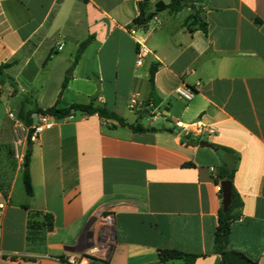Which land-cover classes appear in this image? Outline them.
I'll use <instances>...</instances> for the list:
<instances>
[{"label": "crops", "instance_id": "1", "mask_svg": "<svg viewBox=\"0 0 264 264\" xmlns=\"http://www.w3.org/2000/svg\"><path fill=\"white\" fill-rule=\"evenodd\" d=\"M161 1L168 4L150 0L154 17L132 36L141 13L132 0H0V196L8 203L0 264H67L62 257L103 238L108 214L115 218L113 245L84 264H163L165 249L215 264L221 157L174 130L176 120L199 119L218 130L206 142L240 156L234 186L243 208L230 249L264 264V0H195L175 14L159 9ZM139 42L151 51L141 66ZM155 64L157 107L147 105ZM181 86L196 91L191 101L175 95ZM132 98L140 103L134 110ZM92 102L160 131L134 133L81 112L53 118L54 127L29 144L34 194L27 195L9 112L35 123L36 107ZM156 110L164 117L153 121ZM46 214L54 217L52 232Z\"/></svg>", "mask_w": 264, "mask_h": 264}, {"label": "trees", "instance_id": "2", "mask_svg": "<svg viewBox=\"0 0 264 264\" xmlns=\"http://www.w3.org/2000/svg\"><path fill=\"white\" fill-rule=\"evenodd\" d=\"M150 0H146L144 3L140 5V16L134 21L137 25H147L154 17L153 13H148V6ZM195 0H168V4H164L163 2L157 3V7L159 9L166 8L170 13H179L183 8L189 7L190 5H194ZM192 18H197L196 13L193 14ZM203 30L206 31V28L203 27ZM93 37L87 39L83 43L80 44L77 50L76 63L80 59L81 55L84 53L85 49L92 43ZM3 68L0 67V75L2 74ZM158 71V65L155 64L150 68V100L147 102V105L150 104L154 107L159 105L158 97L155 90V76ZM77 112H81L83 114L92 116L98 115L101 119L105 121H114L117 122L119 126L127 128L134 133H146V132H158L160 130L155 128H144L139 122L136 124H129L125 121L124 118L117 115L115 112L109 110L105 106H95L92 102L89 105H81L74 104L69 108H59L58 104L47 108L40 109L35 108L33 113L42 114L52 116L58 119H64L75 115ZM20 117L26 121L27 124H33V118L30 116H23L22 112H20ZM199 144V143H197ZM213 149L216 153H218L221 157L222 164L217 172L215 183L216 185H220L222 182L230 181L232 184V200L229 206L228 211L223 210V197L222 192H220V197L222 200V207L218 213V227L215 232L214 239V254L218 256V259L215 264H258L257 261H254L247 257L244 253L230 249V234L232 225L235 221L239 220L242 217V208L243 201L239 193L237 192L234 186V178L238 170V165L240 162V156L234 150L222 147L219 145H213ZM32 148H28L26 150L25 155V167L29 168L31 164L32 158ZM185 166H193L192 164H186ZM24 188L26 194L29 196H33L34 189L32 185V179L29 171L24 173ZM44 225L45 228L52 232L54 230V217L51 214H46L44 216ZM30 229H37L38 224L35 222L31 223ZM204 257V255H195V254H187L178 250H160L159 251V259L163 264H166L169 261L182 260L186 264H194L199 258ZM63 260V258H61Z\"/></svg>", "mask_w": 264, "mask_h": 264}, {"label": "built area", "instance_id": "3", "mask_svg": "<svg viewBox=\"0 0 264 264\" xmlns=\"http://www.w3.org/2000/svg\"><path fill=\"white\" fill-rule=\"evenodd\" d=\"M137 6H140L146 0H132ZM134 28L130 30L132 36H136L138 29L143 28L141 25L134 24ZM63 44H60L58 50L63 49ZM151 54L149 48L144 45V43L139 42L137 49V64L141 66L143 64L144 58ZM175 95L185 101H191L195 95L196 91L190 89L186 86H181L175 90ZM132 110L138 108L140 103L137 98H132L129 104ZM9 118L14 123L15 128V142L13 145L15 157L20 160H25V155L23 152H20L21 148H26L29 144H35L39 142L40 136L47 130H51L54 127V122L52 116L37 114L36 122L29 125L21 117H19L16 112H9ZM72 117V116H71ZM164 117L161 112L156 110L152 120L156 121L158 118ZM69 118V117H68ZM174 130L181 136L189 140H195L198 142L207 141L210 138H213L217 135L218 130L215 125L207 124L201 119L195 120L192 122H185L182 120H176L174 122ZM212 172H215L214 168H211ZM218 190L221 191V186H218ZM8 203L5 199L0 196V220L2 214L6 209ZM104 224L107 229L106 234L103 238L96 244L89 246L81 251L68 254L63 258V261L67 264H84L85 262L105 257L113 245V237L115 234V218L112 214L104 216Z\"/></svg>", "mask_w": 264, "mask_h": 264}, {"label": "water", "instance_id": "4", "mask_svg": "<svg viewBox=\"0 0 264 264\" xmlns=\"http://www.w3.org/2000/svg\"><path fill=\"white\" fill-rule=\"evenodd\" d=\"M200 146L206 147V148H213V145L206 141L201 142ZM29 148H32V145H29ZM26 171H28V168L26 169ZM220 186H221L222 197H223V210L226 212L228 211L229 206L231 204V200H232V195H231L232 184L230 181H225V182H222Z\"/></svg>", "mask_w": 264, "mask_h": 264}, {"label": "rangeland", "instance_id": "5", "mask_svg": "<svg viewBox=\"0 0 264 264\" xmlns=\"http://www.w3.org/2000/svg\"><path fill=\"white\" fill-rule=\"evenodd\" d=\"M165 1H168V0H165ZM161 2H162V1H161ZM143 123H144L145 125H148V124H149V122L147 121L146 118H144ZM161 124H162V121L159 120L156 126H159V125H161ZM42 243H43L42 240H40V244H42Z\"/></svg>", "mask_w": 264, "mask_h": 264}]
</instances>
